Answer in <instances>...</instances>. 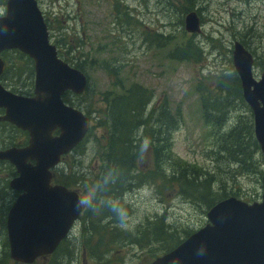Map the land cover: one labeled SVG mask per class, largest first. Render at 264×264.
Segmentation results:
<instances>
[{
  "label": "rangeland",
  "instance_id": "1",
  "mask_svg": "<svg viewBox=\"0 0 264 264\" xmlns=\"http://www.w3.org/2000/svg\"><path fill=\"white\" fill-rule=\"evenodd\" d=\"M5 1L0 0V16L4 15ZM36 1L58 55L87 79L82 95L69 93L64 100L91 120L90 130L84 142L55 168V182L76 190L81 198H91L92 206H84V213L54 253L31 264H151L165 255L166 249H173L174 242L185 239L186 232L208 223V208L202 200L190 194L194 198L186 197L173 179L183 171L191 176L192 166L207 174L203 191L217 192L223 186L227 192L241 193L238 199L249 204L261 201L264 155L253 135L251 110L230 83L224 92L216 83L221 79L217 76L234 73L231 51L235 41L247 43L253 51L254 77L264 73V0ZM190 12L200 19V34L184 30V18ZM189 42L202 51L198 61L179 59L183 56L175 47ZM19 54L2 53L6 64L17 68L18 80L13 82L12 69L1 84L29 96L34 87L33 64L21 60ZM136 85L152 97L146 113L159 105H166L172 115L180 111L181 122L171 135V155L148 179L141 176L138 185L124 181L116 190L111 186L99 194L96 203L94 188L102 152L107 150L105 99ZM217 96L219 108L213 122L206 123L200 118L202 105H209ZM154 119L140 124L137 138L138 131L132 137L138 169L134 181L138 172L153 170L152 131L146 127ZM233 129L236 137L228 140L226 136ZM15 138L21 141L26 137L18 134ZM234 139L244 146L242 156L231 154ZM224 142L230 157L223 150ZM11 171L9 164L0 162V257L9 254L5 222L16 197L8 187ZM186 177L183 174V179ZM119 204L114 212L117 216L111 215L112 207ZM160 219L161 228L176 236L172 244L158 236L159 225L153 226ZM92 225L99 227L92 230ZM6 262L20 264L9 255Z\"/></svg>",
  "mask_w": 264,
  "mask_h": 264
},
{
  "label": "water",
  "instance_id": "2",
  "mask_svg": "<svg viewBox=\"0 0 264 264\" xmlns=\"http://www.w3.org/2000/svg\"><path fill=\"white\" fill-rule=\"evenodd\" d=\"M184 29L200 33L195 12L185 16ZM11 49L32 60L35 78L31 98L13 94L0 84V109L4 110L0 122L27 131L29 137L23 148L0 151V161L9 162L17 174L9 188L21 192L8 210L5 228L9 258L31 264L57 249L83 208L78 206L77 192L50 182L51 169L89 128L88 118L65 106L61 95L66 91L82 94L87 80L58 58L36 0H6L0 17V53ZM253 60L242 44L234 42L232 65L264 154V73L258 80L253 77ZM3 69L0 59V75ZM56 129L59 135L53 137ZM262 189L261 203L248 205L235 198L218 202L208 210L203 228L151 264H264V178Z\"/></svg>",
  "mask_w": 264,
  "mask_h": 264
},
{
  "label": "trees",
  "instance_id": "3",
  "mask_svg": "<svg viewBox=\"0 0 264 264\" xmlns=\"http://www.w3.org/2000/svg\"><path fill=\"white\" fill-rule=\"evenodd\" d=\"M241 44L248 51H250L253 57H255L253 51L249 50V45L247 43L244 44L241 43ZM190 45H192L191 49H190ZM175 49H179L181 51L183 57H179V59L185 61H189L191 59L198 61V59L202 54V51L200 53L198 48L194 46L193 43L191 42L186 43L183 46L175 47ZM13 52H17V51H13ZM19 55L21 57V60L29 63L30 66H32V63L28 58H24L22 54ZM12 69L15 74L12 77L13 82H16V80H18V76L16 74L17 68L14 67L12 64H8L4 74L1 76L0 79L1 83H4L3 80L5 76ZM30 72H31V76H33L34 72H32L31 68H30ZM226 75H231V76L224 77ZM217 77L221 78L220 81L216 83L218 84L217 89L224 92L226 89V85L230 83L235 89V93L239 96V99H241L242 102L243 97H242L240 82L236 73L232 72L230 74H225ZM145 90L146 89L143 90L142 87L140 88L137 85L130 86L126 88V90H124L119 95L112 94L106 97L105 99L106 100L105 111L107 115L106 131L108 134V138L106 139L105 146L107 147V150L105 152H102L101 172L97 176V185L94 188V199L96 203H98L99 194L102 195L105 194L106 192L109 191L111 186L113 190H116L119 188V186L124 185L125 182L127 181L135 182V185H138L140 183L138 181L141 178V176H145V179H148L152 174H154L156 170L159 171L162 169L161 168L162 163L168 160V158L171 155V148H172L171 135L173 131L177 129L178 123L181 122V113L179 110H177L175 115H172L166 105H159L157 108H153V111H151L150 113H146L147 107L150 101L152 100V97L146 96ZM219 98L220 97L217 96L215 99L211 101L209 105H202L200 111V118H203L206 123L213 122L215 111L217 108H219ZM153 116L155 118L153 124L146 127V129H150L152 131V137H150L149 146L151 147V150L154 153L152 154L153 170L148 174L138 172L136 179L134 181L135 177L133 176V174L137 172L138 169L137 167L135 169L136 154L134 153V150L132 152V142L134 139L132 137H134L136 132L138 131L136 134V138H137L138 133L141 131L139 127L141 125H145L146 121ZM18 134L21 135L24 133L17 130L13 126H10L7 123H0V149H5L12 146L19 147L23 144L25 145L26 139H21L20 141V139L18 140L15 138L16 135ZM230 137H236V129L231 130L227 134L226 138L228 140ZM233 141H234V146L231 150V154L234 156L237 155L242 156V152L244 148L243 144L240 143L237 139H234ZM226 144L227 142L223 143V150L225 152H226V148H225ZM135 148L136 147H134V149ZM234 161L237 162L236 160ZM182 173L187 176L186 179H183V174L180 175V177H177L176 175H174L175 178L172 177L173 179L177 180L176 186L180 190H184L183 194L188 198H194V197L196 198L198 196V199L202 200V203H204V206H206V208L208 209H210L213 205H215L217 202L221 200H224L229 197L238 198L239 194H241L235 190H229V192H227V189H224L223 186H221L217 192L211 190L203 191V184L204 182L206 183L208 180L207 178L204 177V175L207 174L201 173V170L195 166H192L191 176L186 174L185 171H183ZM196 174H198V176L195 177ZM14 175H15L14 171H11L10 176L13 177ZM194 190L196 191V194L194 193ZM187 194H190L191 196L194 197H189ZM119 206L121 207V204L114 205V207H112L113 213L111 215L117 216L116 214H114V212L118 208H120ZM155 225H159L161 229V234H159L158 236H162L166 244H172L175 240L174 238L175 235L171 232H165L161 228L162 220L160 219L157 224L154 222L153 226ZM97 227H99V225H95V226L92 225V230H94ZM193 232H186L184 235L185 239H187ZM185 239L174 242L175 243L174 248L180 243H182ZM4 248L6 249V245L4 246ZM166 250H168L167 252H169L172 249L170 250L166 249ZM92 251H94L93 247H92ZM7 257L8 254L4 253L2 257H0V264H7L6 262Z\"/></svg>",
  "mask_w": 264,
  "mask_h": 264
},
{
  "label": "clouds",
  "instance_id": "4",
  "mask_svg": "<svg viewBox=\"0 0 264 264\" xmlns=\"http://www.w3.org/2000/svg\"><path fill=\"white\" fill-rule=\"evenodd\" d=\"M80 205H84V206H92V200H91V198H80L79 200H78V206H80ZM174 264H176V262L174 261Z\"/></svg>",
  "mask_w": 264,
  "mask_h": 264
}]
</instances>
